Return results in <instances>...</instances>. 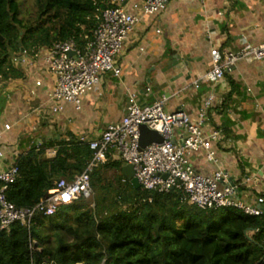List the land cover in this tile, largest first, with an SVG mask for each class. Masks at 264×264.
I'll return each mask as SVG.
<instances>
[{
  "label": "crops",
  "instance_id": "crops-1",
  "mask_svg": "<svg viewBox=\"0 0 264 264\" xmlns=\"http://www.w3.org/2000/svg\"><path fill=\"white\" fill-rule=\"evenodd\" d=\"M142 1L121 3L137 22L116 57L120 74L102 73L78 110L61 102V111L51 112L46 93L54 77L40 54L30 55L31 67L16 66L20 78L0 80V172L32 149L53 158L57 143L87 144L99 138L107 125L121 121L129 94L140 106L165 98L166 113L183 111L191 123L197 122L203 99L212 95L203 136L219 131L216 141L208 140L217 162L198 149L188 156L189 164L204 176L225 172L227 181L219 188L232 182L238 190L233 200L264 214V62L237 61L220 81L194 86L211 69L212 48L235 52L264 42V0H169L155 15L134 12L132 3ZM182 134L174 129V141L180 143ZM118 161L108 151L106 161L94 164L90 174L100 169L108 182L118 173L110 167Z\"/></svg>",
  "mask_w": 264,
  "mask_h": 264
},
{
  "label": "trees",
  "instance_id": "trees-1",
  "mask_svg": "<svg viewBox=\"0 0 264 264\" xmlns=\"http://www.w3.org/2000/svg\"><path fill=\"white\" fill-rule=\"evenodd\" d=\"M113 6L111 0H36L34 16L24 19L20 0H0V80L23 75L11 60L19 45L29 55L70 38L81 46ZM56 145L53 158L32 149L15 161L17 178L4 191L15 207L35 206L92 159L88 143ZM121 166H110L120 182L126 179ZM101 180L100 169L90 174L93 207L82 196L53 216L34 215L28 227L15 222L0 230V264H264V214L199 209L179 191H145L128 179L129 190L121 193Z\"/></svg>",
  "mask_w": 264,
  "mask_h": 264
},
{
  "label": "built area",
  "instance_id": "built-area-1",
  "mask_svg": "<svg viewBox=\"0 0 264 264\" xmlns=\"http://www.w3.org/2000/svg\"><path fill=\"white\" fill-rule=\"evenodd\" d=\"M123 1L111 0L114 6L102 12L101 20L93 30L92 36H84L83 45L79 46L75 39L70 38L56 41L50 47L41 48L34 54H40L45 70L54 77L53 85L46 93L52 113L61 111V102L70 103L78 110L82 97L99 82L102 73H111L114 76L120 74L116 57L137 22L136 15L129 13L121 4ZM168 1L143 0L133 2L131 7L134 12L155 15L165 8ZM210 58L211 69L194 82L195 87L200 81H220L225 71L237 61L264 62V42L257 46L247 44L235 52L212 48ZM11 60L15 66H32L31 57L24 50L12 55ZM35 85L39 86L40 82H35ZM164 101L165 98H162L151 105L140 106L135 94H129L121 121L107 125L99 138L88 142L93 155L87 168L72 181L59 180L33 207L17 208L5 197L7 186L17 178L18 166L14 163L1 171L0 230H7L15 222L28 227L34 215L53 216L62 206L86 196L90 191L92 167L98 162H105L108 151L115 152L123 165L133 166L134 177L145 191L168 193L176 190L182 193L183 201L199 209L234 207L248 215H261L259 210L233 200L234 187L219 188L220 183L227 181L225 172L216 170L211 175L204 176L189 164L188 156L198 149L205 150L209 161L217 162L208 140L216 141L219 131L213 130L207 137L203 136L207 111L213 102V96L208 95L203 99L196 123H191L183 111L166 113L163 110ZM140 125L156 131L162 137V142L151 143L140 150ZM4 129L8 130L9 125L5 124ZM174 129L183 132L180 143L174 141ZM55 154L54 150L50 153L53 157ZM122 182L125 183L126 179H122Z\"/></svg>",
  "mask_w": 264,
  "mask_h": 264
},
{
  "label": "water",
  "instance_id": "water-1",
  "mask_svg": "<svg viewBox=\"0 0 264 264\" xmlns=\"http://www.w3.org/2000/svg\"><path fill=\"white\" fill-rule=\"evenodd\" d=\"M3 38L0 36V40ZM20 52L23 51V48L21 45ZM162 142V137L153 130L148 129L145 125L139 126V149L142 150L146 146L150 145L151 143H160ZM121 173L122 175L129 180L130 184L134 188H139V184L137 179L134 177V171L133 166L131 164H126L121 167ZM230 187H234V184L231 182ZM235 192H238V190H235ZM104 264V262L102 263Z\"/></svg>",
  "mask_w": 264,
  "mask_h": 264
},
{
  "label": "rangeland",
  "instance_id": "rangeland-1",
  "mask_svg": "<svg viewBox=\"0 0 264 264\" xmlns=\"http://www.w3.org/2000/svg\"><path fill=\"white\" fill-rule=\"evenodd\" d=\"M35 4H36V0H20V8H21V13H22L21 14L22 18L25 19V18H28L29 16H34L35 10H36ZM117 175H118V173H116L114 175H110L108 177V180L111 182L112 189L113 190H118L119 189L121 193L126 192L127 190H129L128 184L127 183H123L122 181L120 182ZM105 183L106 182L102 180L100 185L103 186ZM111 197L110 198L108 197V198L111 199ZM95 198L96 197H94L93 195L84 196L82 202L84 204H86L87 206L93 207V201L95 200ZM99 199L100 198H98L96 200L99 201ZM100 202H101V200H100Z\"/></svg>",
  "mask_w": 264,
  "mask_h": 264
}]
</instances>
